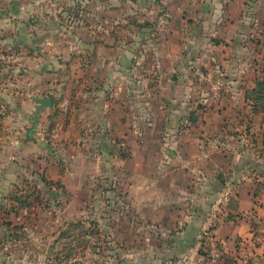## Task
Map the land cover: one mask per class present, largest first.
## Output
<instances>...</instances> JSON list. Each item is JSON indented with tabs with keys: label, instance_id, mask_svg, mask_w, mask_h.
<instances>
[{
	"label": "crops",
	"instance_id": "crops-1",
	"mask_svg": "<svg viewBox=\"0 0 264 264\" xmlns=\"http://www.w3.org/2000/svg\"><path fill=\"white\" fill-rule=\"evenodd\" d=\"M157 3L148 2L145 13L133 21L129 15H123V33H119L111 23L120 7L125 8V2L0 0V99L1 82L14 77V69L5 64L1 54L18 50L44 51L50 48V39L39 42L56 32L74 40L64 45L73 44L75 49L84 51L66 49L71 51L73 61L67 59L65 62L68 67L78 62L83 74L89 72L84 78L80 76L76 80L77 88H73L77 92L83 86L75 109L81 116L76 130V136L80 137L77 145L89 144L95 148L97 161L104 149L117 145L132 147L126 191V207L129 208L123 206L127 211L123 214L121 263L210 264V247L202 238L204 231L209 229L217 239L223 264L246 261L264 264V157L258 154L260 145L248 140L253 128L249 136L239 137L242 140L225 139L218 145L216 140L203 138L206 124H199L203 113H190L195 93L189 86L192 80L188 71L192 74L196 68L208 70L210 56L206 57L207 51L219 50L221 45L219 41L213 43L204 30L167 32L163 20L157 22ZM58 18L70 23L55 28L53 22ZM178 18L181 24L189 19L184 14ZM125 20L128 22L124 23ZM171 27L174 28L173 24ZM132 28L144 35L140 43L145 48L149 68L157 67L159 71L154 79L146 73L133 78L132 71L136 67L123 66V60L113 61L116 45L109 42V37L111 40L125 31L130 34ZM224 32L218 34L230 44V60L221 58V64L225 74L236 80L238 69L235 67L242 66L246 48L234 49L238 34L229 36ZM121 48L128 53L125 46ZM28 57L34 58L33 55ZM113 68L118 74H114ZM66 72L69 75V70ZM31 73L32 81H27L26 91L36 106L33 96L53 97L45 93L49 86L54 85L50 93L69 89L67 83L60 87L57 81L51 80L35 85L34 71ZM249 83L252 85L247 89L255 86L254 79ZM114 84H120L121 88H115ZM35 87H39L41 94L35 92ZM53 100L52 107L55 106L54 97ZM243 100L246 102L245 94ZM87 101L90 102V123L82 118L86 115L83 111ZM250 112L251 117L253 112ZM116 116H120L118 120ZM129 116L138 123H130ZM89 129L92 138L84 142L82 137ZM34 130L32 127L29 134ZM133 132L138 140L132 139ZM218 150V154L212 152ZM114 155L117 153L108 154L109 159ZM119 158L126 161L122 156Z\"/></svg>",
	"mask_w": 264,
	"mask_h": 264
},
{
	"label": "rangeland",
	"instance_id": "rangeland-1",
	"mask_svg": "<svg viewBox=\"0 0 264 264\" xmlns=\"http://www.w3.org/2000/svg\"><path fill=\"white\" fill-rule=\"evenodd\" d=\"M150 1H158L159 7L155 9L159 17L157 22L163 20L167 32L176 34L178 30L184 33L204 30L213 43L219 41L222 46H219V50L207 51L206 57L210 56L208 70L206 67L196 68L192 74L188 71V77L192 80L189 86L195 93L191 101L195 103L190 113H203L199 122L206 124L203 138L216 140L219 145L225 139L242 140L239 137L245 134L249 136L250 128H253V135L248 140H255L260 145L258 154L264 157L261 141L263 116L252 114L250 117L251 106L243 100V94L252 85L250 80L254 79L256 84L259 75H262L264 0H115L116 4L126 3L124 9L120 7L118 16L111 23L115 31L123 33V15H129L130 21H133L145 13L144 8ZM183 14L189 19L181 24L178 17ZM189 20L191 24H188ZM127 22L125 20L124 23ZM53 23L55 28H59L70 22L58 18ZM221 32L229 36L238 34L234 49L246 48V53L242 54V66L235 67L238 69L236 80H231L225 74L221 64V58L228 60L230 57V44L220 37L218 33ZM124 33H116L111 40L109 37V42L116 45L113 61L123 60V66L136 67L132 68L133 78L144 76V73L152 78L158 77L157 67L149 68L145 48L140 43L144 35L138 34L134 28L130 29V34ZM47 38L51 42L50 48L46 47L44 51L27 53L18 50L1 54L5 64L14 69V77L1 82L0 264H122L119 253L124 248L123 214L127 211L123 206L126 207L128 200L127 174L132 147L117 145L104 149L100 161H97L95 148L89 144L77 145L80 137L76 136V130L81 116L75 109L78 108V96L82 94L80 90L83 86L77 92L73 88H77L76 80L82 75L84 78L89 72L83 74L78 62H72L69 65L72 67H68L65 61H73L71 51L67 52L66 49L75 52L84 50L75 49L73 44L66 47L65 42L69 44L74 40L57 32L39 43ZM120 46L129 49L128 53L123 52ZM100 54L105 57L104 52ZM27 55L34 58L30 60ZM31 70L34 71L35 85L51 80L57 81L60 87L65 83L69 86L67 90L53 93L50 91L54 85L49 86L45 93L55 98V106L42 110L36 124V104L32 103L26 91L27 81H32ZM112 70L118 74L116 68ZM218 78L223 86L216 98L211 91V81ZM119 85L114 84V87ZM35 92L41 94L39 87H35ZM85 105L83 112L86 115L82 118L90 123V102L87 101ZM129 120L130 123H138L132 116H129ZM32 127L35 130L29 134ZM226 134L230 135L226 137ZM91 135L90 129L85 131L83 141H90ZM132 139L138 140L137 135ZM114 152L117 155L109 159L108 154ZM212 152L218 154L219 150ZM120 156L126 161L121 160Z\"/></svg>",
	"mask_w": 264,
	"mask_h": 264
},
{
	"label": "trees",
	"instance_id": "trees-1",
	"mask_svg": "<svg viewBox=\"0 0 264 264\" xmlns=\"http://www.w3.org/2000/svg\"><path fill=\"white\" fill-rule=\"evenodd\" d=\"M245 98L246 101L250 104L253 114L263 116L261 141L264 146V64L262 69V75H259L258 79L256 80L255 86L246 90Z\"/></svg>",
	"mask_w": 264,
	"mask_h": 264
},
{
	"label": "built area",
	"instance_id": "built-area-1",
	"mask_svg": "<svg viewBox=\"0 0 264 264\" xmlns=\"http://www.w3.org/2000/svg\"><path fill=\"white\" fill-rule=\"evenodd\" d=\"M223 86V82L221 79H217L216 81H211V91L213 92V96L216 98L219 97L221 87ZM203 241L207 243L210 247L209 252V260L210 264H223V255L221 250L219 249L217 239L212 234L211 230L207 229L203 233ZM243 264H248V262H244Z\"/></svg>",
	"mask_w": 264,
	"mask_h": 264
},
{
	"label": "water",
	"instance_id": "water-1",
	"mask_svg": "<svg viewBox=\"0 0 264 264\" xmlns=\"http://www.w3.org/2000/svg\"><path fill=\"white\" fill-rule=\"evenodd\" d=\"M33 99L37 103L36 111L34 115V124H36L37 121L39 120L40 111H42L47 107H52L54 105V100L53 97L51 96H42V97L33 96Z\"/></svg>",
	"mask_w": 264,
	"mask_h": 264
}]
</instances>
